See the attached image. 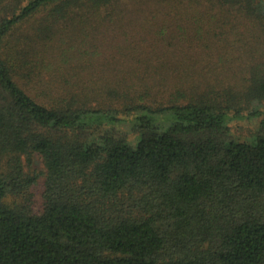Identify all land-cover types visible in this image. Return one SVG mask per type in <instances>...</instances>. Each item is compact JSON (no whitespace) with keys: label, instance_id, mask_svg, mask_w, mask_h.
<instances>
[{"label":"trees","instance_id":"1","mask_svg":"<svg viewBox=\"0 0 264 264\" xmlns=\"http://www.w3.org/2000/svg\"><path fill=\"white\" fill-rule=\"evenodd\" d=\"M0 264H264V0H0Z\"/></svg>","mask_w":264,"mask_h":264},{"label":"rangeland","instance_id":"2","mask_svg":"<svg viewBox=\"0 0 264 264\" xmlns=\"http://www.w3.org/2000/svg\"><path fill=\"white\" fill-rule=\"evenodd\" d=\"M260 118L256 119H241V120H234L232 122V131L234 134L241 139H244L252 134H254L258 128ZM37 163L40 164L41 162L37 160Z\"/></svg>","mask_w":264,"mask_h":264}]
</instances>
